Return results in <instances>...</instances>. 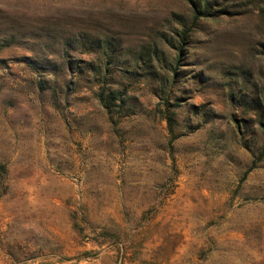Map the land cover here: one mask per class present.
I'll return each instance as SVG.
<instances>
[{"label":"rangeland","instance_id":"rangeland-1","mask_svg":"<svg viewBox=\"0 0 264 264\" xmlns=\"http://www.w3.org/2000/svg\"><path fill=\"white\" fill-rule=\"evenodd\" d=\"M216 3L0 0V264H264V0Z\"/></svg>","mask_w":264,"mask_h":264},{"label":"trees","instance_id":"trees-1","mask_svg":"<svg viewBox=\"0 0 264 264\" xmlns=\"http://www.w3.org/2000/svg\"><path fill=\"white\" fill-rule=\"evenodd\" d=\"M193 4V9H194V16L195 18L201 17V16H206V15H218L222 12H225L226 7L223 5L216 6L215 4L217 0H190ZM220 4V3H219ZM182 39H185L187 37V33H185V29L181 32L178 33ZM158 47H153L151 51H154V54L157 56L158 55ZM149 51L145 55L149 56L150 54L152 55V52ZM182 51V47H181ZM179 52V55L182 52ZM141 60L143 62L148 63V57H144V55H141ZM150 60V59H149ZM177 73V71H175ZM99 96L102 102L105 104V106L108 108L110 113L112 112V107L111 104H116L118 102L119 105H123L124 98L122 95V92L119 88H109L108 93L105 95L103 90L99 91ZM119 100V101H118ZM168 123L170 127H172V117L170 115L167 116ZM7 172V167L5 163L0 161V174L1 176H4L5 173ZM77 224V222H76ZM100 235H103L104 237L108 236L112 240H118L119 234L116 230H113L109 227H102L99 229V231H96L94 229L92 235L89 234V237H91L95 242L97 243H103L105 241H102Z\"/></svg>","mask_w":264,"mask_h":264}]
</instances>
